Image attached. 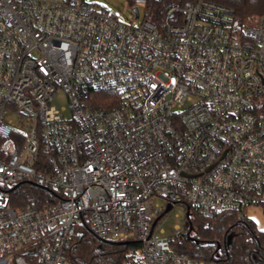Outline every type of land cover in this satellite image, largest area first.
I'll return each mask as SVG.
<instances>
[{
	"label": "built area",
	"instance_id": "2783aa9c",
	"mask_svg": "<svg viewBox=\"0 0 264 264\" xmlns=\"http://www.w3.org/2000/svg\"><path fill=\"white\" fill-rule=\"evenodd\" d=\"M129 1L121 19L94 0H0V264H71L84 224L138 241L126 264H218L176 250L191 218L264 209V14L196 0L155 20ZM25 181L60 196L14 207ZM176 204L183 226L156 236Z\"/></svg>",
	"mask_w": 264,
	"mask_h": 264
},
{
	"label": "trees",
	"instance_id": "16d2710c",
	"mask_svg": "<svg viewBox=\"0 0 264 264\" xmlns=\"http://www.w3.org/2000/svg\"><path fill=\"white\" fill-rule=\"evenodd\" d=\"M193 1L196 0H150L151 17L159 20L168 6L176 4L183 7ZM208 1L231 7L236 17L245 22H253L264 14V0ZM98 96L109 101L117 100V96L109 92H100ZM256 111L264 117V96ZM10 195L14 207L20 208L29 203L44 207L54 203L60 192L25 181L11 188ZM191 220L194 231L191 236L175 241L176 250L204 260H214L218 264H264V230L258 229L248 217L240 219L234 212H224L218 214L207 227L198 217ZM228 242L232 251H220V245ZM138 246V241L134 239L119 241L99 237L88 224H84L76 228L67 250V259L71 264H126L128 250Z\"/></svg>",
	"mask_w": 264,
	"mask_h": 264
},
{
	"label": "rangeland",
	"instance_id": "374dc122",
	"mask_svg": "<svg viewBox=\"0 0 264 264\" xmlns=\"http://www.w3.org/2000/svg\"><path fill=\"white\" fill-rule=\"evenodd\" d=\"M51 1V0H46ZM103 4L106 8L111 9L121 19L130 18V11L134 4L129 0H94ZM139 12L143 15V6H138ZM52 104L57 108L65 109L64 113H69L68 100L63 92H58L52 99ZM160 205H164L162 198L156 200ZM245 215L251 219L258 229L264 230V209L260 206H248L244 209ZM177 214V216H176ZM185 215L184 206L176 204L165 215H163L157 222V227L163 229L161 233L158 229L155 231V235L158 237H169L173 233L175 225L183 226V218Z\"/></svg>",
	"mask_w": 264,
	"mask_h": 264
},
{
	"label": "water",
	"instance_id": "95a60500",
	"mask_svg": "<svg viewBox=\"0 0 264 264\" xmlns=\"http://www.w3.org/2000/svg\"><path fill=\"white\" fill-rule=\"evenodd\" d=\"M169 208H170V205H169V206H167L166 210H168Z\"/></svg>",
	"mask_w": 264,
	"mask_h": 264
}]
</instances>
